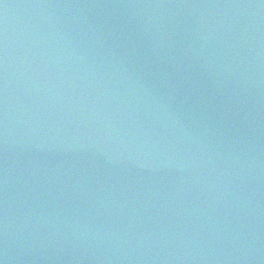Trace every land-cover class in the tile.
<instances>
[{
    "label": "water",
    "instance_id": "water-1",
    "mask_svg": "<svg viewBox=\"0 0 264 264\" xmlns=\"http://www.w3.org/2000/svg\"><path fill=\"white\" fill-rule=\"evenodd\" d=\"M0 264H264V0H0Z\"/></svg>",
    "mask_w": 264,
    "mask_h": 264
}]
</instances>
